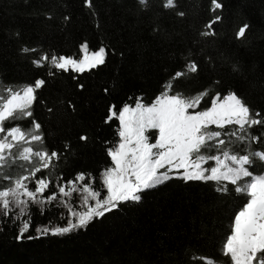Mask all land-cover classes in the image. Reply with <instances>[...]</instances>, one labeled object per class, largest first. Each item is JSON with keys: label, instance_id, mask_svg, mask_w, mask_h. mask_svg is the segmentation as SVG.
I'll list each match as a JSON object with an SVG mask.
<instances>
[{"label": "trees", "instance_id": "obj_1", "mask_svg": "<svg viewBox=\"0 0 264 264\" xmlns=\"http://www.w3.org/2000/svg\"><path fill=\"white\" fill-rule=\"evenodd\" d=\"M217 2L219 9L212 0H176L177 7L161 14L155 7L139 12L134 0H92L91 7L87 0H0V86L21 91L34 87L36 78L45 80L34 93L32 115L18 126L42 125L37 133L50 157L49 188L83 177L100 191L101 175L112 168L110 153L120 141L121 112L138 104L150 107L166 93L196 100L197 112H205L231 90L252 118L264 119V0ZM179 11L185 17H178ZM245 23L250 28L238 40ZM204 31L212 35L201 36ZM101 46L105 64L82 74L55 69L50 59L43 67L32 63L53 54L80 61L83 48L91 53ZM25 47L36 51L25 53ZM182 60L185 75L177 78ZM193 60L199 71L188 73L186 63ZM234 65L239 72L232 71ZM209 129L224 136L230 127ZM81 135L88 139L80 141ZM148 135L153 143L155 132ZM233 140L236 155L264 152V125L234 132ZM254 165V173H264V153ZM225 186L227 192L216 191ZM235 189L227 182L171 177L145 190L142 202H119L85 230L24 242L14 239L19 225L12 215L0 216V264H233L225 246L235 213L247 199ZM26 220L27 235L63 224L51 205L42 211L32 207Z\"/></svg>", "mask_w": 264, "mask_h": 264}, {"label": "rangeland", "instance_id": "obj_2", "mask_svg": "<svg viewBox=\"0 0 264 264\" xmlns=\"http://www.w3.org/2000/svg\"><path fill=\"white\" fill-rule=\"evenodd\" d=\"M85 52L86 49L83 48L80 61L72 59L58 60L57 66L63 63L71 67L72 70L81 71L84 65H90L93 60L97 59L95 56L85 59L83 57ZM50 65L54 67L51 61ZM13 92L0 86V108ZM18 92L21 95L23 94L22 90ZM197 106L198 102L196 100H181L166 93L150 107L138 104L134 108L124 109L119 116L120 141L117 148L110 153L113 166L102 173L100 191L93 190L90 181L85 183L83 177H78L75 183L66 185L55 183L52 188H49L48 166L50 157L43 151L40 140L34 137L22 139L17 148L19 158L15 161H8L11 167L0 169V190H5L0 193V198H3L8 192V187H12L11 191L17 195L20 193L25 194V197H23L26 201L25 212L17 221L19 226L28 218L32 207L42 211L48 208L49 205L53 206L57 209L58 218L63 221V224L51 223L42 226L51 228L66 226L67 219L72 218L71 213L74 211L84 212L89 207H95L103 204L104 201H110L113 196L118 194V189L128 193L135 191L147 183L149 173L181 177L207 168L203 174L219 177L221 182L231 183L234 179L233 169L240 168L244 163V158L241 156L237 158V145L233 140L234 132H240V128L237 126L239 118L229 116L213 124V117L210 113H214L218 108L216 99L210 109L205 112H197ZM26 118L27 115L18 113L15 120L0 122V125L5 128L13 127L11 124H17L18 126ZM225 126H229L230 130L224 136L212 134L213 130H208L210 127L223 128ZM21 130L24 132H37L33 126ZM148 132H155L153 143H151ZM4 136H6V133L0 134V139ZM169 140L172 143H166ZM32 149L37 151L34 153ZM13 151H16V149H13ZM193 158L194 163L191 162ZM165 164L168 166L167 168L162 167ZM181 166H184V172L183 170H179V172L176 170L171 171ZM146 168L149 170L148 173L145 171ZM189 169H191V172ZM38 172V177L42 179L36 181V191L29 192L24 185L27 183L34 190L35 183L31 179ZM110 178L113 185L111 187ZM118 178L123 179L122 185H120ZM247 181L248 178H243L238 183L243 184ZM253 184H255V180L249 184L250 196L252 195ZM235 186L237 187V185ZM45 189L47 190L44 192ZM100 192L104 196L103 200H99V198H102V196L99 197ZM263 192L264 185H260L257 194L261 198H264ZM9 199L11 198L9 197ZM29 200H35L37 204H33ZM252 202V200H249V204ZM247 207L248 205L244 209H247ZM2 212L3 205L0 202V216H2ZM11 215L13 219L15 216L20 215L19 209L14 204L11 205ZM238 216L239 213L234 220V230ZM235 235L234 231L229 237L225 252L229 254L233 264H253L260 248L264 247V235H261L259 242H248L247 247L250 254L243 258L238 256L240 249L233 240Z\"/></svg>", "mask_w": 264, "mask_h": 264}, {"label": "snow or ice", "instance_id": "obj_3", "mask_svg": "<svg viewBox=\"0 0 264 264\" xmlns=\"http://www.w3.org/2000/svg\"><path fill=\"white\" fill-rule=\"evenodd\" d=\"M134 3L137 5V10L141 13H146L152 10L153 7H155L160 13L169 11L173 9L174 7H177L176 0H134ZM212 4L216 9H219L222 7L220 3L217 2V0H212ZM87 6H92V0H87ZM176 15L180 18L185 17L184 11H179L176 13ZM65 19H70L69 17H65ZM221 17L217 16L216 20H220ZM213 24H210L209 27H213ZM250 28V24L245 23L243 26L239 27L238 32L236 33V38L242 39L245 37L247 30ZM157 35H159L158 28L154 29ZM212 35V33L208 31H204L201 33V36L208 37ZM23 52L27 53L29 51H36V49H28L27 47L23 48ZM186 54H182V57ZM91 56H95L97 59L93 60L90 65H84L83 70L76 71L75 73H85L86 71H90L92 69H96L98 66L105 64L106 62V49L105 47L101 46L99 47V50H93L90 54H88V49L86 48V52L84 53V58L89 59ZM50 59L51 64L54 65L55 69L68 71L69 68L72 70L71 67H68L66 64L61 63L59 66H57V61H64L66 59L65 55H57L53 54L50 57L48 55H41L39 59L33 60L32 63L34 66L37 67H43L44 61H48ZM72 60H79L74 59L71 57ZM184 64L185 61L182 60V66L180 70L175 71L174 75L175 77L179 78L183 75H185L184 71ZM186 71L188 73H197L199 71V64L197 61L193 60L190 63H186ZM233 72H239L240 69L237 68L235 65L232 68ZM75 79V77H74ZM219 83V81L217 82ZM45 80L42 78H36L34 80V87L28 86L22 89L23 94L21 95L20 92L14 91L10 98H7L6 101L3 103L2 108H0V122H7L9 120H15L17 117V114H23L27 116H31L32 113L28 111V109L33 105V102L37 99V97L34 95L36 90H39L44 86ZM81 87H83L81 85ZM135 99V98H133ZM218 102V108L215 110L214 113H210L213 117V124L217 123L218 121L224 120L225 118L231 116L233 118L238 117L239 121L237 126H239L240 131L243 133L245 131L246 126H256L258 124L264 125V119H254L250 115V108L245 105V103L242 102L240 98H238L237 94H234L231 90L228 91L227 94L223 95L222 98H215ZM212 101V99H211ZM211 107V106H210ZM51 111V109L49 110ZM119 111V110H118ZM257 116H260L261 113L257 112ZM250 122V123H248ZM36 130H40L42 128V125L39 122L35 123ZM6 133V136H4L2 139H0V169L3 167H11V165L8 164L9 160L15 161L19 158L17 153V148L19 145V142L22 139H25L27 137H34L35 139H38L40 141L43 140L42 135L38 134L37 132H24L21 130L20 127H10L5 128L4 126L0 125V134ZM88 137L86 135H81L79 137L80 141H86ZM166 143H172V141H166ZM225 143V142H224ZM13 149H16V151H13ZM32 151L35 153L37 150ZM55 153L59 157V153L57 150H51L49 151V154ZM260 153H264L262 151H256L252 152L250 154H240L237 156L239 158L240 156L244 157V163L243 165L238 169H233L234 173V179L231 181L232 184L237 185L236 191L237 194L246 195L247 199L246 202L243 203L241 209L239 210V216L236 218V228L233 229V226L230 228V232L233 233L235 231L236 235L233 237V240L235 244L238 246L240 251L238 252V256L240 258L246 257L250 254V251L247 247V244L249 241H255L259 242L261 235H264V198H261L257 194V189L260 185H264V175L254 173L252 171V168L254 165V158L259 159ZM210 161V160H206ZM205 161V162H206ZM194 163V158L191 161ZM162 167L167 168L168 166L162 165ZM206 169L201 170L200 172L188 174V175H182L180 178L184 182H217L219 185L221 183L219 177L215 176H207L203 174L206 172ZM176 170L179 172V170H183L184 172V166H181L179 168H174L171 171ZM146 173L149 172V170L145 169ZM191 172V169H189ZM261 171H264L262 169ZM39 172L31 179L34 180L35 188L32 190L29 186V184H25L24 186L28 189L29 192H35L36 191V181L40 180L42 178L38 177ZM243 178H248V181L239 184L238 182L242 181ZM120 185L123 184V179L118 178ZM171 177L169 175H161V174H151L149 173V179L146 184H144L142 187L137 188L133 192H125L120 189H118V194L113 196L110 201H104L103 204H99L95 207H89L86 211L80 212V211H74L71 213V217L67 219L66 226H55V227H37L35 229L36 235H27L30 230V222L28 220H24L21 226L18 228L17 235L14 237V239L17 242H24L25 240L31 241L33 239H39L42 237H46L49 233L53 237H63L66 234L75 233L77 230H85L86 227L90 224V222H94V218H103L107 213H109L111 210H116L118 207L119 202L128 203V202H142V193L145 190H154L158 186H162L165 184V182L169 181ZM28 180V181H31ZM255 180V184L252 185V195H249V184L252 183V181ZM72 181L69 180L68 183ZM50 186V185H49ZM113 186L110 178V187ZM12 187H8V192L5 194L3 198H0V202H2L3 205V217H9L11 218V205H15L19 211L20 215L15 216V221H19L20 217L24 215L25 212V205L26 201L23 199L25 197L24 193H20L17 195L15 192L11 191ZM47 189L44 190V192ZM223 190L224 192L228 191V188L225 186L223 189L220 187L216 188L217 192H220ZM5 190H0V193H3ZM42 194V193H41ZM102 194L100 192L101 197ZM9 197L11 199H9ZM102 198H99V200H103ZM255 197V199H253ZM249 200H252L253 202L249 204ZM33 204H37L35 200H29ZM89 202V201H88ZM96 204V201H95ZM247 204V209H244V205ZM236 217V213L235 216ZM75 218V219H73ZM15 227V225H13ZM256 261H259V264H264V247L260 248L259 253L257 254L256 258L253 260V264H256Z\"/></svg>", "mask_w": 264, "mask_h": 264}, {"label": "bare ground", "instance_id": "obj_4", "mask_svg": "<svg viewBox=\"0 0 264 264\" xmlns=\"http://www.w3.org/2000/svg\"><path fill=\"white\" fill-rule=\"evenodd\" d=\"M263 194H264V192H263Z\"/></svg>", "mask_w": 264, "mask_h": 264}]
</instances>
